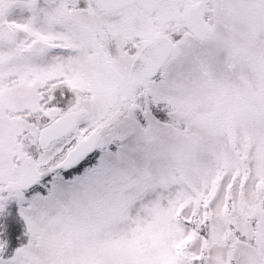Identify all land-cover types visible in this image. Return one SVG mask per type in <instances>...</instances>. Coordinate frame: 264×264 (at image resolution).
<instances>
[{"label": "snow or ice", "instance_id": "obj_1", "mask_svg": "<svg viewBox=\"0 0 264 264\" xmlns=\"http://www.w3.org/2000/svg\"><path fill=\"white\" fill-rule=\"evenodd\" d=\"M0 264H264V0H0Z\"/></svg>", "mask_w": 264, "mask_h": 264}]
</instances>
